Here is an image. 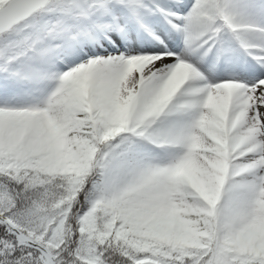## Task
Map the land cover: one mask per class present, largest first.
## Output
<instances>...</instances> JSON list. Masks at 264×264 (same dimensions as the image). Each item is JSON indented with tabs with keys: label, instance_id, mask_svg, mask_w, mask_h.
Segmentation results:
<instances>
[{
	"label": "snow or ice",
	"instance_id": "snow-or-ice-1",
	"mask_svg": "<svg viewBox=\"0 0 264 264\" xmlns=\"http://www.w3.org/2000/svg\"><path fill=\"white\" fill-rule=\"evenodd\" d=\"M0 264H264V0H0Z\"/></svg>",
	"mask_w": 264,
	"mask_h": 264
}]
</instances>
